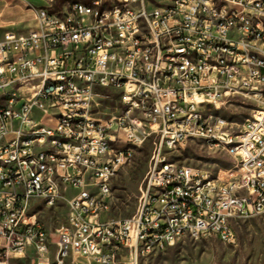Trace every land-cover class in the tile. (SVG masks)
I'll list each match as a JSON object with an SVG mask.
<instances>
[{
	"label": "built area",
	"instance_id": "2783aa9c",
	"mask_svg": "<svg viewBox=\"0 0 264 264\" xmlns=\"http://www.w3.org/2000/svg\"><path fill=\"white\" fill-rule=\"evenodd\" d=\"M20 1L38 26L0 29V264H149L187 237L235 244V224L264 214V0ZM232 106L251 111L241 125L219 119ZM191 140L232 168L172 161ZM148 142L137 213L106 218ZM60 205L67 223L50 234L39 208Z\"/></svg>",
	"mask_w": 264,
	"mask_h": 264
},
{
	"label": "rangeland",
	"instance_id": "374dc122",
	"mask_svg": "<svg viewBox=\"0 0 264 264\" xmlns=\"http://www.w3.org/2000/svg\"><path fill=\"white\" fill-rule=\"evenodd\" d=\"M55 12H64L72 4L80 2L89 4L91 0H51ZM14 5L24 4L20 0H11ZM35 7H46L47 0H30ZM101 110L107 115L116 113V96L102 92ZM247 107L232 106L222 109L219 118L241 125L249 117ZM153 152V143L148 142L141 148H134L132 161L125 166L113 180V200L106 218H131L138 210L139 188L149 168ZM172 161L181 165L218 173L232 168V157L222 148L210 145L203 140H191L169 152ZM40 217L50 234L67 223L68 209L65 205L55 208L41 207ZM237 241L226 244L217 238H185L164 253L155 255L149 264H264V214L250 220L235 224ZM55 240V237H53ZM53 247V253H54ZM33 254L23 259L11 258L9 264H31Z\"/></svg>",
	"mask_w": 264,
	"mask_h": 264
},
{
	"label": "crops",
	"instance_id": "0c3cea01",
	"mask_svg": "<svg viewBox=\"0 0 264 264\" xmlns=\"http://www.w3.org/2000/svg\"><path fill=\"white\" fill-rule=\"evenodd\" d=\"M47 0L45 8H52ZM31 4V3H30ZM33 6V5H32ZM38 26L33 9L25 3L14 5L11 0H0V29L26 34Z\"/></svg>",
	"mask_w": 264,
	"mask_h": 264
},
{
	"label": "bare ground",
	"instance_id": "6f19581e",
	"mask_svg": "<svg viewBox=\"0 0 264 264\" xmlns=\"http://www.w3.org/2000/svg\"><path fill=\"white\" fill-rule=\"evenodd\" d=\"M82 6H89V4L82 3ZM64 86L65 79H57V88H64ZM0 167H6V160H0ZM162 192H169V184H162Z\"/></svg>",
	"mask_w": 264,
	"mask_h": 264
}]
</instances>
